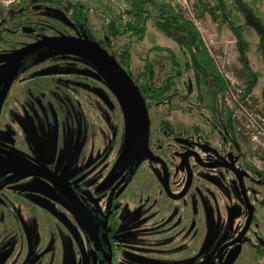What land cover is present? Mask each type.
<instances>
[{
	"label": "rangeland",
	"instance_id": "1",
	"mask_svg": "<svg viewBox=\"0 0 264 264\" xmlns=\"http://www.w3.org/2000/svg\"><path fill=\"white\" fill-rule=\"evenodd\" d=\"M166 1L180 8L185 18L195 25L216 68L229 82V91L224 97V104L218 103V105L233 111L232 121L235 135L234 129L225 132L219 127L217 131H212L209 122L216 120V118L215 116L212 117L207 110V99L203 102L196 100L197 91L192 83L191 74L183 68L184 58L178 46L159 32L152 22H147L144 38L133 44L128 50L130 64L127 69L121 64L119 57L122 46L129 42L127 35L123 34L114 38L109 46H103L101 49L118 64L132 83L137 74L144 71L145 60L152 62L153 70L158 74V77H160V71L162 73L169 69L164 55L147 52L154 46L170 48L182 68L181 75L176 81V88L182 96L190 95L187 98L190 104L182 102V100L169 99L168 105L166 103L153 105L152 103L146 107L149 147L152 152L157 150L153 156H169V154L181 150L180 147H171V144L168 149H161L159 152L157 148L159 145L166 146V142L172 143L171 141L176 139L190 140L196 143L191 147V150L196 152L205 164H210L216 158L231 157L232 160L234 158L235 167L243 170L245 164L264 172V101L262 100L264 63L257 50V34L253 29L244 25L243 37L249 46L247 59L252 70L258 74V82L251 96L241 101L239 95L243 88L244 71L238 60L239 54L235 37L225 24L220 11H216L217 18L213 20L208 13H202L199 17L194 12V0ZM243 1L247 2L255 11L256 16L264 22V0ZM23 2H32V0ZM207 2L210 6H216L214 0H207ZM224 2L227 9L230 10L233 22L243 25V18L233 6L232 0H224ZM68 3L70 6L77 3L89 11L88 23L95 41L102 40L106 35L109 21L115 20L120 23L118 17L124 8L120 0H66V4ZM28 4L30 7L27 13L30 16L29 20L44 30L35 37L34 34L28 33V31L22 33L21 30L15 34L4 35L2 40L7 39L8 45L1 42L0 53L7 54L12 50H9V47L12 48L19 44L27 45L42 39V35H65L75 38V31L73 28L71 29L70 12H65L58 5L48 2H43L42 5L39 3L37 5ZM14 5L7 9L19 6ZM197 12L200 14L202 9L199 8ZM26 19L27 17L24 16L22 22H25ZM13 23H10V27L14 30ZM25 61L31 62L29 67H35L28 69L27 74L22 73L18 76L19 80L11 86L9 96L5 97V103L10 104L13 98L22 100L27 90H35L38 91L40 100V102H36L38 111H35V106L29 105L30 100L24 102L30 109L27 108L29 115L26 114L25 117L17 113V116L21 118L20 124L25 125V131L19 135L12 132L13 129L14 131L17 130L13 125V120L8 116L5 117V123L10 124L13 129L10 128L12 131L6 133L5 136L0 135L3 139L2 141L0 138V142L3 144V148L0 149V156L22 160L38 166H47V169L56 175L65 172L77 174L81 171V173L87 174L89 184H93L92 191L96 185L95 189L98 190L97 195L99 197L111 188L107 185L106 190L102 191L105 188L102 181L105 180L109 183L116 180L115 183H119V179L122 178L121 187L126 188L129 193L136 190L138 185L148 186L151 177H155L150 173L159 170L156 168L155 171L150 170V173L142 170V172H147L144 176L132 174V164L137 156V151L134 140L131 141L133 129L131 114L126 99L105 68L90 54L71 47L45 48L6 68V72L0 76V96L5 94L6 88L15 78L19 71L17 68H20V72L25 70L26 66H22ZM83 70H90L91 73L98 76L99 80L82 75ZM42 93H44V99L41 102L42 97L40 95ZM48 93H51L53 97ZM46 95L48 96L46 97ZM144 102L149 104L150 100ZM1 107L0 111L2 109L1 112H3V107ZM43 118L45 125L50 127L49 129L43 128ZM5 119L0 114V124ZM126 126H129L130 143H125L126 148H124ZM58 135H60V141L59 145L56 146L53 141L58 138ZM235 136L237 143L235 145L232 143L234 147H231L229 141H232ZM23 137L29 141L27 146H25L26 142H23ZM162 150L167 151V154L163 153ZM179 156L180 154L177 155V157ZM146 163L147 161L143 160L142 164ZM176 165H179V161L170 164V172H173V167ZM213 168L215 167L201 168L194 164L193 159L188 162L187 171L193 173L188 194L193 195H187L185 198L186 215L199 229L202 238L207 237V235L210 238L213 236L216 238L214 243L213 237L207 245H203L205 241H201L198 246V249L202 248L200 257L206 256L208 246L210 248L217 247L222 243L220 237L226 232L225 222L230 206L235 201L240 202L236 192L235 179L226 175L224 169ZM5 171L0 167V175H3ZM127 172H131L133 176L128 174L125 178ZM199 173L202 175L200 176ZM249 176L251 175H245L243 186L247 190V195L255 209V218L259 223L258 232L264 235V204L260 203L264 190L262 186L256 184V178L253 175L251 177L253 180L249 181ZM250 189L257 191L254 194L255 197L250 195ZM127 199L129 202L131 197ZM126 206L131 207L127 203ZM194 215H199V222L196 220L193 222L192 217ZM187 224L191 223L188 222ZM234 230L237 232L239 228L235 227ZM215 233L217 235H214ZM187 246L190 249L187 250L188 258L186 256V259L174 256L160 257L159 259L154 257L152 260H143L140 263L179 264V260L185 259L181 261V264H209L207 260L203 258L201 260L195 255L197 249L194 252L193 248L189 247V242H187ZM119 247V257L123 260L127 259V253L134 251L128 242L121 243ZM138 247H143L142 243ZM241 249L242 252L239 253L237 259L232 257L230 264H256V261L260 264L261 259L254 256L252 250L248 251L246 245ZM88 257V264L98 263L99 255L93 245H91ZM210 264L213 263L210 262Z\"/></svg>",
	"mask_w": 264,
	"mask_h": 264
},
{
	"label": "flooded vegetation",
	"instance_id": "2",
	"mask_svg": "<svg viewBox=\"0 0 264 264\" xmlns=\"http://www.w3.org/2000/svg\"><path fill=\"white\" fill-rule=\"evenodd\" d=\"M20 1L14 5H19L16 8L7 9L0 6V44L5 42L8 45L7 39L2 40L3 36L15 34L19 30L22 33L28 31V33L34 34V37L44 30L29 20L30 16L27 13L30 7L28 3L31 2L20 3ZM24 16L27 19L22 22ZM11 22H14V30L10 27ZM48 37H55V35H42V39ZM75 38H77L76 35ZM24 46L26 45L19 44L12 48L9 47V50H12L7 54L0 53V56H11ZM29 65L31 62L22 63V66H26L22 72L19 67L17 68L19 71L15 78L6 88L5 94L0 96V107H3V112L1 109L0 114L4 119L6 116L11 118L17 129L14 131L10 124L5 123V119L0 124L1 136H5L6 133L12 131L11 129L15 135L23 134L25 125L20 124L21 118L17 116V113L24 117L26 114L29 115L30 108L24 104L25 101L30 100L29 105L35 106V111H38L36 102H40V100L38 91L35 90L24 92L22 100L13 98L11 101L13 104L5 103L11 86L19 80L18 76L22 73L27 74L28 69L35 67H29ZM8 66L9 64H0V69H2L0 76L6 72ZM91 74L90 70L82 72V75L98 80ZM43 94L40 95L41 102L44 99ZM50 96L53 97L52 94ZM42 125L45 129L50 128L45 125L44 118ZM60 135L53 141L56 146L59 145ZM23 138V142L25 141V146H27L29 141L25 137ZM133 140L135 146L134 131L132 132ZM149 140L148 134L147 149L151 154V159L142 156L135 147L137 156L133 161L131 172L134 176H144L150 170L155 171L157 168L159 171L149 172L155 177H151L148 186L138 185L136 190L131 193L121 187L122 178L119 179V183H115L116 180L110 183L106 180L102 181L105 187L102 191L106 190L107 185L111 188L99 197L98 190L95 189L96 185L92 191L93 184H89L87 174L79 171L77 174L65 172L60 173L62 176L57 175L66 182L65 184L78 204L74 198L67 196L63 190L41 177L20 178L19 166L6 169V164L1 162L6 158L0 156V167L2 170H6L3 175H0V264H88L91 245L97 249L99 255L96 264H145L140 262L152 260L154 257L159 259L160 257L174 256L186 259L187 250L190 249L188 246L186 247L187 242L194 252L197 249L195 255L201 260L202 258L207 260L209 264L210 262L230 264L232 257L237 259L244 245L247 246L248 251H253L254 256L261 259L260 264H264V235L258 232L259 223L255 218V209L243 186L244 177L248 174L251 175L248 180L252 181L253 175L256 178V184L262 186L264 190L263 175L257 173L264 174V172L258 170L252 172L250 167L245 164L243 170L235 167L234 158L232 160L231 157L216 158L210 164H205L202 158L191 150V147L196 143L190 140L176 139L171 141L172 143L166 142V146L159 145L157 146L159 152L161 149H168L171 144V147H180L181 150L169 154V156L155 157L153 154L157 150L151 151ZM2 146L3 144L0 142V149L3 148ZM162 152L167 154L165 150ZM178 154H180L179 157H177ZM190 159H193L194 164L201 168L224 169L226 175L235 179L236 192L240 198L239 203L235 201L230 206L227 223L225 222L226 232L220 237L222 243L217 247L210 248L208 246L204 257L199 256L202 254V248L198 249L199 244L203 240L205 241L203 245H207L213 237L214 243L216 238L215 236L210 238L208 235L202 238L199 229L186 215L185 198L187 195H193L188 194L190 192H188V187L193 176L192 172L187 171ZM143 160L147 161L144 165L142 164ZM176 161H179V165L173 167V172H170V164H174ZM34 166L48 168L47 166ZM142 170L147 172H142ZM131 172H127L125 178ZM199 175L202 174L199 173ZM250 193L252 197H255L254 194L257 191L250 189ZM262 196L260 203L264 204V191ZM128 197H131L129 202ZM202 201L205 200L202 199ZM126 203L131 207L126 206ZM81 206L89 212L91 218ZM192 219L193 222L200 221L199 215H194ZM188 222L191 224L188 225ZM235 227L239 228L237 232L234 230ZM124 242H128L134 251L127 253V259L123 260L119 257V245ZM141 243L144 248L138 247ZM150 248L151 251H149ZM183 260H179V264ZM256 264H258L257 261Z\"/></svg>",
	"mask_w": 264,
	"mask_h": 264
},
{
	"label": "trees",
	"instance_id": "3",
	"mask_svg": "<svg viewBox=\"0 0 264 264\" xmlns=\"http://www.w3.org/2000/svg\"><path fill=\"white\" fill-rule=\"evenodd\" d=\"M23 1L25 0H21L20 3ZM43 2L56 4L65 12L71 13L69 16L71 29H74L78 39L95 42L100 47H105L109 46L114 38L123 34L127 35L129 42L122 46L119 53L120 62L126 69L130 64L129 48L144 38L146 23L152 22L159 32L178 46L184 58L183 68L191 74L192 83L196 88V100L203 102L207 99V110L212 117L215 116L216 118L215 122L213 120L209 122L212 131H217L219 127L225 132L227 130L233 131V121L231 120L233 111L218 105V103L224 104V97L229 91V82L216 68L199 31L190 20L185 18L180 8L166 0H120L124 5L118 17L120 23L115 20L109 21L106 35L102 40L95 41L88 23L89 11L83 6L77 3L70 6L69 3L66 4V0H32L31 3L42 5ZM214 2L216 6H210L207 0H194L193 10L199 17L202 13H208L213 20L217 18L216 11L219 10L228 29L234 35L239 54L238 60L244 71L243 88L239 95L240 100L243 101L251 96L258 82V74L252 70L247 59L249 46L243 37L244 25L253 29L257 34V50L264 63V22L256 16L253 8L243 0H232L233 6L243 18V25L233 22L230 10L227 9L224 0H214ZM199 8L202 9L200 14L197 12ZM147 52L164 55L169 69L162 73L160 71V77H158V74L153 70L152 62L145 60L144 71L139 72L136 79L133 80L142 100H150L149 104L144 102L145 107H149L152 103L153 105L163 103L168 105L169 99L182 100V102L190 104L187 99L190 95L182 96L176 88V81L181 75L182 68L178 64L174 52L170 48L159 46H154ZM194 87L192 86V88ZM262 100L264 101V89L262 90ZM235 139L236 136L232 141H229L231 147L233 146L232 143L234 145L237 143ZM250 169L252 172L257 171L255 167H250ZM257 173L263 175L264 183V174Z\"/></svg>",
	"mask_w": 264,
	"mask_h": 264
},
{
	"label": "water",
	"instance_id": "4",
	"mask_svg": "<svg viewBox=\"0 0 264 264\" xmlns=\"http://www.w3.org/2000/svg\"><path fill=\"white\" fill-rule=\"evenodd\" d=\"M55 46H68L78 51L90 54L103 66V68H105L106 72L111 76L110 78L114 81L118 90L127 101L132 118V132L134 131L135 147L140 151L142 156L151 159V154L147 149L148 120L144 101L126 73L122 71L118 64L95 42L67 36L48 37L16 50L11 56H0V64L4 63L11 65L35 51L38 52L39 50ZM0 71H2V69H0ZM91 75L99 80L96 74L92 73ZM127 134H129V126H126L125 128L126 138L124 137V148H126L125 143H130V136ZM1 162L6 164V169H8L7 167L19 166L20 178L27 176L41 177L63 190L67 196L74 198L72 192L65 184L66 182L47 168H40L30 165L22 160H13L8 158L1 160ZM74 200L77 203L75 198ZM81 208L84 209L82 206ZM85 211L87 212L89 218H91L89 212L87 210Z\"/></svg>",
	"mask_w": 264,
	"mask_h": 264
},
{
	"label": "built area",
	"instance_id": "5",
	"mask_svg": "<svg viewBox=\"0 0 264 264\" xmlns=\"http://www.w3.org/2000/svg\"><path fill=\"white\" fill-rule=\"evenodd\" d=\"M20 0H0V6L9 8L14 4L18 3Z\"/></svg>",
	"mask_w": 264,
	"mask_h": 264
}]
</instances>
